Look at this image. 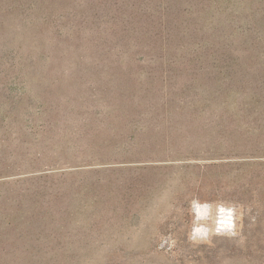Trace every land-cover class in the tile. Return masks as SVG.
<instances>
[{"label":"rangeland","instance_id":"rangeland-1","mask_svg":"<svg viewBox=\"0 0 264 264\" xmlns=\"http://www.w3.org/2000/svg\"><path fill=\"white\" fill-rule=\"evenodd\" d=\"M0 264H264V0H0Z\"/></svg>","mask_w":264,"mask_h":264},{"label":"bare ground","instance_id":"bare-ground-1","mask_svg":"<svg viewBox=\"0 0 264 264\" xmlns=\"http://www.w3.org/2000/svg\"><path fill=\"white\" fill-rule=\"evenodd\" d=\"M198 207L201 209L203 215L201 216L200 219L205 218V211L207 210V207L205 205H198ZM220 213L222 214V216H220V218L223 220L222 224H226V225H234V223L232 222L233 217L231 215L227 216L228 214H231L229 211L227 210H223L222 208L220 209ZM228 227V226H226Z\"/></svg>","mask_w":264,"mask_h":264},{"label":"clouds","instance_id":"clouds-1","mask_svg":"<svg viewBox=\"0 0 264 264\" xmlns=\"http://www.w3.org/2000/svg\"><path fill=\"white\" fill-rule=\"evenodd\" d=\"M194 208H195V210L197 212L196 219L199 220L201 218V216L203 215V213H202L201 209L198 206L194 205ZM194 231L196 233H200L202 230L200 228H195Z\"/></svg>","mask_w":264,"mask_h":264},{"label":"water","instance_id":"water-1","mask_svg":"<svg viewBox=\"0 0 264 264\" xmlns=\"http://www.w3.org/2000/svg\"><path fill=\"white\" fill-rule=\"evenodd\" d=\"M194 212H195V215L197 216V212H196V210H195V209H194ZM196 216H195V217H196Z\"/></svg>","mask_w":264,"mask_h":264}]
</instances>
